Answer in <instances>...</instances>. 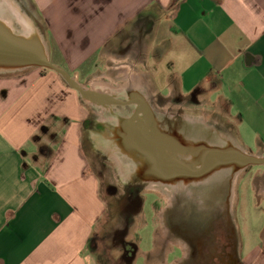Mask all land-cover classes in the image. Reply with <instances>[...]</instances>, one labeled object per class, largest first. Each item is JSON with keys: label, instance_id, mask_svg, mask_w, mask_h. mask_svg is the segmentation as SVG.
Instances as JSON below:
<instances>
[{"label": "crops", "instance_id": "obj_1", "mask_svg": "<svg viewBox=\"0 0 264 264\" xmlns=\"http://www.w3.org/2000/svg\"><path fill=\"white\" fill-rule=\"evenodd\" d=\"M30 2L64 57L51 61L81 84L100 72L104 51L123 47L145 64L126 68L125 82H102L137 84L156 102L191 100L264 157V0ZM90 120L54 71L0 76V264H102L94 238L108 209L85 152ZM243 249L240 264H264V231Z\"/></svg>", "mask_w": 264, "mask_h": 264}, {"label": "rangeland", "instance_id": "obj_2", "mask_svg": "<svg viewBox=\"0 0 264 264\" xmlns=\"http://www.w3.org/2000/svg\"><path fill=\"white\" fill-rule=\"evenodd\" d=\"M16 5H18L22 11H20L19 8L15 10V7H17ZM23 14L35 21V26L38 28L36 31L43 34V38H45V41L49 44L50 38L47 32V27L37 15L30 0H0V18L4 19L11 25H14V30L15 26L16 29L19 30L17 24H14V22H17L21 25L24 32L21 22V15ZM23 32H21V34ZM51 47L53 48V46ZM122 48L123 47L120 49L115 48V50L112 51L107 49L103 52L102 63H100L102 64L100 72L91 79H87V83L85 84L86 86H89V84L95 80H99L98 82H125L126 79L124 78L123 73L126 71V68L132 69L134 73L137 74L140 72L139 66L145 64L143 58L141 57L140 60L142 61L140 64L137 62L134 63L138 53L128 54L127 51L123 52ZM134 50L137 52L140 51L138 49ZM51 58L55 64H62L64 59L61 53L55 54L53 50L51 51ZM61 68L64 69V67ZM34 69H41L43 73L50 72L43 70L44 68ZM146 90L147 93L150 94L148 89ZM128 93L131 94V90L112 92L111 95L118 98L121 95H128ZM151 101L157 111V114L161 117L160 120L162 124H160V126L167 131H171L175 127H178L181 132L180 136L185 141L191 137H195L198 140L205 138L209 140L210 137H212V139H216L227 135L230 147L233 146V143L240 147L230 133L222 127L220 119L216 117H207L200 110H197V108H199L197 107L198 105L193 103L191 100L180 102L162 99L161 101L156 102L151 98ZM130 110L131 108H116L115 112L122 111L127 114ZM89 111L91 114V120L87 125L85 133V152L90 161L91 169L101 178L102 195L107 202L108 209L94 238V249L96 250L95 252L100 263L125 264V262L121 259L122 246L119 241L121 240V233L125 232V241H133L139 248V258L132 264H176V261L168 263L166 259L168 253L174 249L176 240L180 239L176 238L169 232V227L163 223L164 219H168L169 213L170 215H173L174 213L173 216L177 217V215H179L180 218L176 219V217H174L172 220L173 222H182V225L185 226V223L190 220V222L194 224L201 225L200 220L197 219L199 215H195L196 211L200 210L198 212L208 215L207 220H203L204 226H208L213 221L212 217L216 216L211 214L212 210L216 209V206L218 207L219 212V207H223L224 209L223 216L225 217L224 233L226 243L231 231H235L238 245L239 242L240 244H243V253L246 255L250 247H253L261 241L264 231V165L251 166L242 172L240 171L241 168L236 169L233 179V170L226 169L224 173H220L219 176L215 177L204 186L189 187L185 191L181 192L165 189V186H162L159 182L158 185L146 184L148 187H140L133 183L128 184L125 181V178L121 175L120 169L118 170L117 168L115 158L117 157L119 160V156L117 155L118 151L110 146L112 142L102 140L109 149L108 152H105V147L101 148L98 146L100 148L99 151L97 150L94 142L91 141L90 130L96 128L93 124L99 119L100 111H97L91 106H89ZM110 114V110L105 111V116L102 117L100 123H105L106 120H111L112 125L118 129L122 127L123 123L129 124L134 121L131 115L122 117L121 119H115L110 117ZM184 116L191 119L192 124L182 122L183 118L181 117ZM169 117L173 118V120L169 121L167 119ZM98 131H100V134L103 135L100 129H98ZM163 140L166 142L165 138H163ZM119 144L122 146L121 143ZM119 161H121V159ZM125 161H127V159H125ZM121 170L123 171L122 165ZM138 170L141 171L139 168ZM214 173L216 172H213V174ZM195 180L197 181L199 179H194V181ZM180 181L183 183L182 180ZM112 188L115 190H110ZM233 190L235 191V198L233 200L234 215L231 212ZM130 194H134V197L131 199H138V202H140L138 205L140 204L141 208L143 205V211L141 214H139L141 211L139 206V212L137 210L133 214L127 213V206L137 204V202L132 203L131 200L127 198ZM227 202L228 208L232 213V219L229 217L227 212ZM191 211H193L194 214L191 213ZM223 216L220 215V217ZM132 217L133 219H131ZM127 219H129V221H127ZM158 222L161 224H158ZM187 227L188 225L186 228ZM184 228L179 230H183ZM192 233H197L200 238H202V241H206L207 239L201 236L204 235L201 234L202 229H198V231L195 229ZM189 234L191 235L190 231ZM206 234L208 235L211 233L210 231H207ZM208 241H210L209 238ZM208 241H206V243H208ZM248 244L250 245L249 247ZM174 257H177V255L172 256L171 259Z\"/></svg>", "mask_w": 264, "mask_h": 264}, {"label": "water", "instance_id": "obj_3", "mask_svg": "<svg viewBox=\"0 0 264 264\" xmlns=\"http://www.w3.org/2000/svg\"><path fill=\"white\" fill-rule=\"evenodd\" d=\"M16 6L15 10L19 8L18 5ZM19 10L22 11L21 8ZM30 19L35 26V21ZM15 23L19 30L16 26L14 30L0 22V75L20 73L34 68L49 69L58 73L66 85L79 92L84 103L100 111L99 119L93 124L96 128L93 130L100 129L103 133V141H111L110 146L118 151L123 177L127 179L128 184L148 187L146 184L158 185L159 182L165 186V189L181 192L189 187L204 186L220 173H224L226 169L233 170V179L236 169L247 170L251 166L264 165V157L230 147L227 135L216 139L210 137L209 140L191 137L185 141L181 138L178 127L171 131L163 129L160 126L161 117L157 114L147 91H131V94L135 93V95L128 93L115 98L94 90L91 84L89 86L81 84L51 61L50 46L42 41L38 32L35 33L33 40H29L21 35L23 32L21 25ZM116 108H131V110L126 114L122 111L115 112ZM109 110L112 118L121 119L131 115L134 121L129 124L123 123L118 129L112 125L111 120L101 124L100 120L105 115V111ZM181 118H183L182 122L192 124L191 119L185 116ZM167 119L173 120L171 117ZM93 130H90L91 141L100 151L92 138ZM117 143H121L122 146ZM194 179L199 180L194 181ZM228 202L227 212L231 217Z\"/></svg>", "mask_w": 264, "mask_h": 264}, {"label": "flooded vegetation", "instance_id": "obj_4", "mask_svg": "<svg viewBox=\"0 0 264 264\" xmlns=\"http://www.w3.org/2000/svg\"><path fill=\"white\" fill-rule=\"evenodd\" d=\"M105 116V115H103ZM102 124V123H101ZM94 133V134H93ZM96 136V137H95ZM102 134H100V131L98 129L92 131V138L95 141L99 137L102 138ZM95 137V138H94ZM140 186V185H139ZM144 187V186H140ZM110 190H115L114 188ZM134 194L128 195V199L131 200L132 203H136V205L127 206V213L133 214L135 211L139 209V214L143 211V205L142 208L140 204L138 205V199L134 198ZM199 208V207H198ZM196 208V209H198ZM220 212L218 210V207L216 206V209L212 210L213 215H216L215 217H212L213 221L208 226H204L203 220L206 219L208 215L205 213L198 212L200 210H197L195 215H199L197 217L198 220H200V224H194L190 222V220L185 223V226L182 225V222H173L172 220L174 217L169 213L168 219L165 218L164 222L167 227H169V232L175 236L176 238H179L180 240H176V244L174 245V249L168 253V259L167 262L176 261V264H240L238 261L239 258V245L237 242V235H235V231H231V234L229 235L227 239V243L225 240V217L224 215V209L223 207H219ZM175 211V210H174ZM229 214L232 216V213L234 215V205L233 210L230 212L228 208ZM191 213L194 214L193 211ZM221 213V214H220ZM181 215V214H180ZM222 215L223 217H220ZM158 217V216H157ZM180 218L179 215H177L176 219ZM133 219V217L131 218ZM159 219V218H158ZM175 219V220H176ZM129 221V219H127ZM158 224H161L158 222ZM188 227L186 228V226ZM185 227V228H184ZM181 228H184L183 230H179ZM230 228V227H228ZM186 229V230H185ZM202 229V233L204 235H201L203 238H207L206 241H208V238L210 241L206 243V241H202V238L197 233H192L194 230ZM232 230V228H231ZM189 231L191 235L189 234ZM192 231V232H191ZM207 231L211 234H206ZM207 235V236H205ZM121 240L120 244L122 246L121 249V259L125 264H132L134 261H136L139 258V248L138 246L132 241L128 242L125 241V232L121 233ZM177 255V257H174L171 259L172 256Z\"/></svg>", "mask_w": 264, "mask_h": 264}, {"label": "bare ground", "instance_id": "obj_5", "mask_svg": "<svg viewBox=\"0 0 264 264\" xmlns=\"http://www.w3.org/2000/svg\"><path fill=\"white\" fill-rule=\"evenodd\" d=\"M0 22L6 24L8 27H11L14 29V25H11L9 24L8 22H6L4 19H1L0 18ZM21 22H22V25H23V28H24V32L21 34L23 35L25 38L29 39V40H33L34 39V35L35 33L37 34V28L36 26L33 25L31 19L27 16V15H21ZM34 31V33H33ZM36 31V32H35ZM38 35L41 37L42 41L47 45V42L45 41V38H43V34H41L40 32H38ZM130 86H132V88L134 90H137V91H140V92H143V87L137 85V84H129V85H122V86H113V85H110V84H107V83H104V82H98L94 85L93 89L100 92V93H104V94H112V92H118L122 89H125V91H127L128 89H130ZM132 91V90H131ZM135 95V94H134ZM136 99V98H134ZM103 124V123H102ZM94 134V133H93ZM96 137V136H95ZM94 137V138H95ZM103 139L101 137H99L98 139L95 140V142L97 143V146L101 147V148H106V150L108 149V147L106 146L105 143H103L102 141ZM98 147V148H99ZM233 147L235 149H240L238 146H236L234 143H233ZM100 149V148H99ZM104 150V149H103ZM104 150L105 152H108L109 149L106 151ZM241 151H243L242 149H240ZM244 152V151H243ZM110 158V157H109ZM115 161L117 162V168L118 170L120 169V173L121 175L123 176V172L121 170V165H120V161L118 160V158L116 157L115 158ZM114 162V161H113ZM115 163V162H114ZM245 170L244 168H241V172ZM239 176V175H238ZM236 180V178H235ZM124 181V180H123ZM125 181L127 182V179H125ZM155 187V186H154ZM157 187V186H156ZM152 188V187H151ZM232 199H231V211L233 210V200L235 198V191L233 190L232 191Z\"/></svg>", "mask_w": 264, "mask_h": 264}, {"label": "trees", "instance_id": "obj_6", "mask_svg": "<svg viewBox=\"0 0 264 264\" xmlns=\"http://www.w3.org/2000/svg\"><path fill=\"white\" fill-rule=\"evenodd\" d=\"M43 70L51 71V70H49V69H43ZM88 124H89V122H88ZM88 124H87V125H88Z\"/></svg>", "mask_w": 264, "mask_h": 264}]
</instances>
